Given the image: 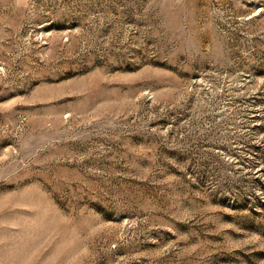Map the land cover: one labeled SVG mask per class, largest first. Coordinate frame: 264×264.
Instances as JSON below:
<instances>
[{
  "label": "rangeland",
  "instance_id": "rangeland-1",
  "mask_svg": "<svg viewBox=\"0 0 264 264\" xmlns=\"http://www.w3.org/2000/svg\"><path fill=\"white\" fill-rule=\"evenodd\" d=\"M0 264H264V0H0Z\"/></svg>",
  "mask_w": 264,
  "mask_h": 264
}]
</instances>
